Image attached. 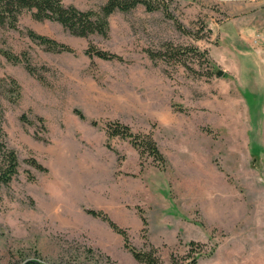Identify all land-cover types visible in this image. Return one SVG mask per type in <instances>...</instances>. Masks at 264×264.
Segmentation results:
<instances>
[{"label": "rangeland", "instance_id": "obj_1", "mask_svg": "<svg viewBox=\"0 0 264 264\" xmlns=\"http://www.w3.org/2000/svg\"><path fill=\"white\" fill-rule=\"evenodd\" d=\"M166 2L173 18L115 11L107 37L27 9L0 26V119L19 163L0 188V264H144L87 209L124 228L130 247L153 249L156 264H264V0ZM28 29L74 51H48ZM167 41L206 54L152 60ZM90 44L120 59L90 57ZM109 121L150 133L165 161L108 138Z\"/></svg>", "mask_w": 264, "mask_h": 264}, {"label": "trees", "instance_id": "obj_2", "mask_svg": "<svg viewBox=\"0 0 264 264\" xmlns=\"http://www.w3.org/2000/svg\"><path fill=\"white\" fill-rule=\"evenodd\" d=\"M138 5H143L147 11L161 10L166 17L173 18L168 9L166 0H105L96 9H79L73 5H64L62 0H0V26H10L15 28L18 16L23 9L31 11L32 16L37 20L48 19L60 23L71 34L81 37H87L90 34L97 33L103 37H107L109 33V17L115 11L128 12ZM177 26H180L177 23ZM27 35L31 40L42 45L46 50L52 52L74 51L69 45L57 41L46 35L37 33L32 29L27 30ZM4 56L12 61H25L26 69L36 74L35 69L29 63L25 56H18L10 51L3 50ZM85 53L90 57L96 56L102 59H120V56L113 52H109L97 48L93 44L88 45ZM148 56L152 59H162L165 61L183 62L184 65H189L185 61L187 53L194 55H205L206 50L200 51L194 46H182L165 42L161 49L156 51L148 50ZM10 91L15 92L18 96L20 86L11 79ZM42 119V118H39ZM105 133L107 137L119 136L126 138L138 150L140 157L147 154L152 157L153 161L158 163L164 162V156L159 150L155 140L150 133H139L131 130L130 126L119 121H109L105 124ZM0 119V188L7 185L14 176L18 173V157L14 149L8 147L5 139ZM30 163L38 169L45 170L46 168L34 158L29 159ZM87 212L93 216L99 217L106 221L108 225L123 237L124 245L132 252L133 256L144 264H156L153 256V249L149 251H139L130 247L126 230L116 222H114L104 211L87 209ZM143 223L145 219L142 217ZM15 264V263H10ZM20 264H46L35 258L23 260Z\"/></svg>", "mask_w": 264, "mask_h": 264}]
</instances>
